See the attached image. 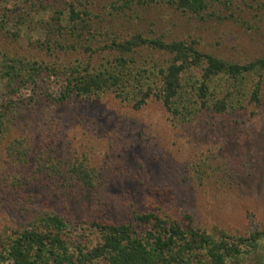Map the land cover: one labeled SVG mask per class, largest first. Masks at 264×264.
Listing matches in <instances>:
<instances>
[{
	"label": "rangeland",
	"instance_id": "obj_1",
	"mask_svg": "<svg viewBox=\"0 0 264 264\" xmlns=\"http://www.w3.org/2000/svg\"><path fill=\"white\" fill-rule=\"evenodd\" d=\"M65 1L0 3L7 22L0 29V60L22 53L53 61L51 53L32 44L44 39L40 26ZM87 1L95 5L92 16L99 15L106 26L113 0ZM224 4L220 18L174 14L171 20L165 9H142L138 19H116L111 30L124 24V29L149 32L156 29L150 23L165 14L163 28L171 37L196 40L201 50L226 60L264 58V0ZM61 56L68 62L87 53L79 49ZM64 84L62 76L43 73L36 86H22L13 95L0 87V103L22 104L8 139L0 142V234L11 235L40 215L56 213L67 221L70 241L91 247L92 222L129 223L156 205L183 226L190 220L201 230L245 237L264 229V98L258 105L244 98L225 114L201 111L186 123L154 99L140 109L112 94L59 103ZM16 150L25 156L18 157ZM58 162L64 170L82 168L90 181L54 177L48 167ZM258 243L238 264H264V238Z\"/></svg>",
	"mask_w": 264,
	"mask_h": 264
},
{
	"label": "trees",
	"instance_id": "obj_2",
	"mask_svg": "<svg viewBox=\"0 0 264 264\" xmlns=\"http://www.w3.org/2000/svg\"><path fill=\"white\" fill-rule=\"evenodd\" d=\"M225 2L113 0L105 13L109 16L107 25L103 26L99 15L92 16L93 3L66 0L64 8L54 11L40 26L44 39L28 42L51 53L53 61L22 53L3 56L0 87L4 85V94L13 95L22 86H36L43 73L62 76L65 84L59 103L112 94L140 109L154 99L172 118L186 123L201 111L231 112L244 98L258 105L264 98V58L226 60L201 50L196 40L171 37L163 28L165 14L150 23L156 29L149 32L124 29V24L120 30H111L116 19H138L142 9H165L171 20L174 14L220 18L219 5L226 7ZM5 19V14L0 16L2 30L7 24ZM79 49L87 53L85 59L61 61V55L78 53ZM95 55H100L96 62ZM20 105L12 99L0 103V142L8 139ZM16 152L18 157L25 156L24 152ZM59 163L48 167L54 177L62 174L66 178L69 174L85 183L90 181L82 168L65 166V172ZM155 207L156 210L135 214L129 223L92 222L90 229L96 237L91 247L67 238L68 225L62 216L45 213L11 235L0 234V264H238L240 258L253 254L251 250L264 238V229L245 237L217 228L201 230L190 220L183 226L161 205Z\"/></svg>",
	"mask_w": 264,
	"mask_h": 264
}]
</instances>
